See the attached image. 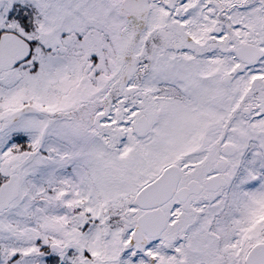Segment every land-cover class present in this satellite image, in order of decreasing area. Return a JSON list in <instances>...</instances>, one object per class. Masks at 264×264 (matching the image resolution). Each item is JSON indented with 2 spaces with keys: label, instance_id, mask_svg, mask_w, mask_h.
<instances>
[{
  "label": "snow or ice",
  "instance_id": "1",
  "mask_svg": "<svg viewBox=\"0 0 264 264\" xmlns=\"http://www.w3.org/2000/svg\"><path fill=\"white\" fill-rule=\"evenodd\" d=\"M0 264H264V0H0Z\"/></svg>",
  "mask_w": 264,
  "mask_h": 264
}]
</instances>
